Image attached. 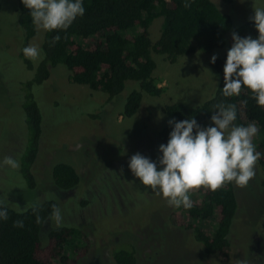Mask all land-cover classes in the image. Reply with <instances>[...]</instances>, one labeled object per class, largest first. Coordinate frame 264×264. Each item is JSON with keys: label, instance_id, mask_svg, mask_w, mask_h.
Here are the masks:
<instances>
[{"label": "rangeland", "instance_id": "1", "mask_svg": "<svg viewBox=\"0 0 264 264\" xmlns=\"http://www.w3.org/2000/svg\"><path fill=\"white\" fill-rule=\"evenodd\" d=\"M211 1L231 16L234 29L250 20L254 7H264V0ZM0 4V197L9 206L26 208L37 197L57 199L63 224L80 227L90 240L87 255L77 264H114V249L126 245L133 248L138 264H237L239 260L264 264V171L258 163L246 186L232 182L238 207L229 232L230 247L225 255L213 256L206 255L192 229L185 228L195 222L143 186L128 168L129 158L137 152L155 161L157 134L170 120L161 111L164 105L197 106L211 97L216 74L209 62L217 50L180 57L175 64L156 55L154 74L161 78L159 87L164 92L160 97L143 94L140 108L129 119H123L120 110L124 97L137 88L133 82H127L122 94L106 103L101 92L70 83L63 65L52 69L43 86L34 87L43 116L39 153L32 167L35 194L26 188L18 170L2 165L5 156L17 159L23 147L27 149L29 130L20 83L31 79L34 70L26 71L12 56L18 52L21 36L17 0H0ZM160 25L157 19L149 30L153 41ZM36 30L30 44L39 45L44 30ZM33 62L36 68L38 63ZM205 68L215 74L213 78ZM60 162L79 174L76 188L59 191L53 186L51 170ZM215 223L214 217L199 227L210 234ZM43 227L45 234L56 226L49 221Z\"/></svg>", "mask_w": 264, "mask_h": 264}, {"label": "trees", "instance_id": "2", "mask_svg": "<svg viewBox=\"0 0 264 264\" xmlns=\"http://www.w3.org/2000/svg\"><path fill=\"white\" fill-rule=\"evenodd\" d=\"M224 1L232 3V0ZM185 2L191 6L185 8ZM83 6L84 15L67 30H44L38 46L46 55L34 68L33 60L26 58L21 50L30 44L37 30L29 15L30 10L22 0H17V24L21 36L18 52L12 56H17L26 71L34 70L31 79L20 83L29 137L27 149L23 147L17 159L20 162L18 172L26 182V188L37 194L32 167L39 153L43 116L34 96V87L43 86L52 69L63 65L70 83L101 92L106 103L118 98L127 82H133L137 88L124 97L120 110V116L129 119L140 108L143 94L160 97L164 92L159 87L161 78L154 74L156 55L163 57L168 64H175L180 57L214 50H217V59L214 64L209 62L216 74L211 97L197 106L169 103L161 111L169 119L181 121L192 117L201 126L209 127L214 104H235L237 125L247 126L253 121L259 125L253 143L256 151L261 153L257 163L264 171V106L257 105L246 87L242 86L239 96L232 97H224L221 90L227 51L233 43L231 34L236 32L240 37H258L251 20L234 29L231 16L222 13L211 0H83ZM157 19H161V25L159 36L153 41L149 30ZM55 35L61 39L50 46ZM171 130L166 125L158 132L155 160L161 155L158 146L167 144ZM51 180L57 190L69 191L76 188L81 179L74 167L60 162L53 165ZM188 194L193 207L177 208L195 222L185 228L192 229L195 242L202 246L206 255H225L230 247L229 232L238 207L232 182L214 192L202 187L192 189ZM40 201L42 209L39 214L44 218L50 215L53 203L58 205L55 198L46 197ZM8 216V220H0V264H77L89 251V237L78 226L63 224L60 228H50L42 236L44 227L36 224L35 214L30 208L20 213L17 205H8ZM214 217L216 223L208 234L199 224ZM15 220H23L24 227H13ZM112 257L114 264H138L133 248L128 245L115 248Z\"/></svg>", "mask_w": 264, "mask_h": 264}, {"label": "clouds", "instance_id": "3", "mask_svg": "<svg viewBox=\"0 0 264 264\" xmlns=\"http://www.w3.org/2000/svg\"><path fill=\"white\" fill-rule=\"evenodd\" d=\"M22 3L30 10L33 25L45 31L67 30L85 13L83 0H22ZM183 6L188 8L191 5L185 2ZM249 19L254 23L258 37L253 39L250 35L240 37L236 32L231 34L233 43L227 51L221 90L224 97H232L239 96L242 86L246 87L257 105L264 106V7H254ZM60 39L59 35L53 36L50 46ZM21 51L26 58L37 63L46 55L35 44H29ZM216 59L213 54L210 63L214 64ZM205 70L214 77L210 70ZM243 103L247 104V101ZM212 107L210 122L213 126H201L192 117L181 121L170 119L167 123L172 130L167 144L158 146L161 155L157 160L153 161L139 152L129 158L128 168L133 176L152 192L162 195L169 206L190 209L193 207L188 194L190 190L203 187L214 192L229 182L246 186L255 175L254 166L261 153L256 151L253 138L259 132V125L254 121L247 126L237 125L235 104L219 102ZM2 165L18 170L20 162L5 156ZM8 203L7 199L0 198V220L9 218ZM28 208L35 214L37 225L52 221L56 228L63 226L64 218L57 204L51 205L47 218L39 214L42 202L38 197L27 208L17 205L20 213ZM13 227L23 228V220L13 221ZM237 264H246V261L239 260Z\"/></svg>", "mask_w": 264, "mask_h": 264}]
</instances>
